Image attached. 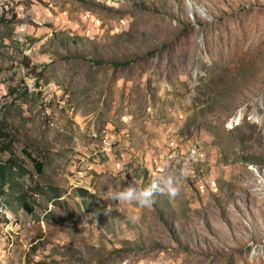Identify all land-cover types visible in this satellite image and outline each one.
<instances>
[{
	"label": "rangeland",
	"instance_id": "obj_1",
	"mask_svg": "<svg viewBox=\"0 0 264 264\" xmlns=\"http://www.w3.org/2000/svg\"><path fill=\"white\" fill-rule=\"evenodd\" d=\"M9 159L0 264H264V0H0Z\"/></svg>",
	"mask_w": 264,
	"mask_h": 264
},
{
	"label": "clouds",
	"instance_id": "obj_2",
	"mask_svg": "<svg viewBox=\"0 0 264 264\" xmlns=\"http://www.w3.org/2000/svg\"><path fill=\"white\" fill-rule=\"evenodd\" d=\"M186 176L187 173L185 171L179 173L171 172L168 170V166L165 165L161 168L159 174L152 175L148 186H122L118 190L114 189L109 192L102 199L123 204H133L141 210L151 208L155 204L157 195L164 196L170 200L177 198L181 192V181ZM112 210L113 208L107 207L105 211L107 213ZM128 220L130 223H137L140 220V214L138 212L134 213L128 217ZM64 243H67V241Z\"/></svg>",
	"mask_w": 264,
	"mask_h": 264
},
{
	"label": "trees",
	"instance_id": "obj_3",
	"mask_svg": "<svg viewBox=\"0 0 264 264\" xmlns=\"http://www.w3.org/2000/svg\"><path fill=\"white\" fill-rule=\"evenodd\" d=\"M96 65H100V66H104L106 64H110V65H114L115 67H121V66H127L128 63H105L103 61H96L95 62ZM7 148V147H5ZM34 162H36L34 160ZM12 164H14L12 159H9L6 162V165H0V194L1 195H7L5 189L6 187H8L10 190H18V185L15 184V181L17 180L15 178V172L13 169ZM36 167L37 170L40 174L43 173V168L44 165L43 163H36ZM60 198L59 195H55L54 199L58 200ZM14 201L17 202V206L22 208L23 210L32 213L33 212V208L32 206L28 203L27 201V197L25 194H17L16 198L14 199ZM0 207H3L4 209H7L8 207L5 205V203H1L0 202Z\"/></svg>",
	"mask_w": 264,
	"mask_h": 264
},
{
	"label": "bare ground",
	"instance_id": "obj_4",
	"mask_svg": "<svg viewBox=\"0 0 264 264\" xmlns=\"http://www.w3.org/2000/svg\"><path fill=\"white\" fill-rule=\"evenodd\" d=\"M241 117H236L235 119L236 120H239ZM3 208V207H2ZM4 209V208H3ZM6 214V213H5ZM4 220V219H3ZM6 220L8 221V223L11 225V227H14V226H17L18 224H16V221H15V219L13 218L12 219V217H10L9 215L6 217ZM7 224V223H6Z\"/></svg>",
	"mask_w": 264,
	"mask_h": 264
},
{
	"label": "water",
	"instance_id": "obj_5",
	"mask_svg": "<svg viewBox=\"0 0 264 264\" xmlns=\"http://www.w3.org/2000/svg\"><path fill=\"white\" fill-rule=\"evenodd\" d=\"M190 7H191V10L193 11L194 10V5L190 2Z\"/></svg>",
	"mask_w": 264,
	"mask_h": 264
}]
</instances>
